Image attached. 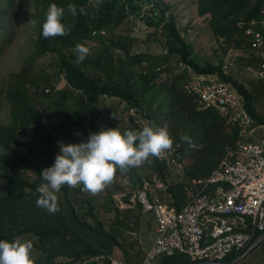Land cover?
<instances>
[{
	"label": "trees",
	"instance_id": "trees-1",
	"mask_svg": "<svg viewBox=\"0 0 264 264\" xmlns=\"http://www.w3.org/2000/svg\"><path fill=\"white\" fill-rule=\"evenodd\" d=\"M10 1L12 2V0ZM123 1L129 4L137 0ZM50 3L56 4L63 10L60 21L66 26L65 34L43 38L40 36L41 23ZM71 5H75L79 18L75 24L69 26L65 23L64 11ZM123 6L125 7V5ZM33 7L32 29L35 36L33 45L35 51L31 61L47 54H57L60 72L63 73L67 87L60 91H53L54 75L45 71L32 72L29 66L0 81V102L7 104L10 119V122L5 125L0 121V179L3 185L0 194V239L12 241L17 237L29 234L38 238V248L48 259L61 258L64 260V264H82L84 258L103 256L104 264H111L108 256L113 253L114 247L119 246L118 233H115L113 229L110 232L104 230L103 224L92 213L91 201H88L90 203L89 214L94 225L79 216L68 195L67 185H62L59 192L56 193L57 211L50 213L35 204L38 195L35 189L42 182L39 174L41 170L53 163L54 157L59 151L58 142L78 143L86 140L89 133L109 127L98 123L99 113L96 112L100 98H113L127 102L142 115L140 110H142L143 99L147 95H151L152 101L157 98L160 92H163L176 108L170 123H175L177 127V131L174 132L177 138H180V131L195 132L199 128L197 123H191L193 120L202 121L200 128L210 131H214V129L211 130L212 128L221 129L222 126H225V122L215 111L197 110V103L193 97L187 95L184 88V82L188 77L186 70H184L186 74L173 76L171 83H169L170 77L166 78L159 88H157L156 80L159 78L160 72L154 70V64L148 68L144 67L146 72L139 74L134 71L130 72L129 68L133 65L158 61L156 56L131 55L124 43H108L104 46L102 55L94 61L95 68L103 75V78H94L85 73L84 64H76L66 54L67 48H74L76 44H84L103 26L116 23L120 16L113 13H102L98 16L94 6L88 0H34ZM108 9L112 11L114 5H109ZM157 12L156 6L152 13L157 15ZM163 13L164 11H162ZM198 14L210 16L209 26L217 38H226V43L233 42L235 49L243 50L246 53V56L240 58L238 62L244 61L245 66L260 65L262 60L249 53L250 39L245 34V30L252 20H256L257 28L259 27L264 32V26L261 24L264 21V0H198ZM5 18L4 8L0 7V29L3 32L6 29L3 27ZM151 25L158 27L154 23ZM162 31L164 35L166 34L168 43L167 56H174L178 64L190 68L194 74H216L221 81L230 85L243 97L249 115L259 123L264 122V117L259 115L254 105L255 98L264 92V86L257 85L256 89L254 88V94H252L244 84L224 73L222 64L198 65L191 57L190 47L181 36L176 25V17L172 13L164 22ZM115 50L123 53V57H120L118 62L113 59ZM48 88L52 90L45 92ZM32 89L34 93H31ZM70 92L76 94L72 108L67 106L69 95H73ZM34 95L50 102V107L54 112L53 116L59 121L49 125L45 123L49 116V108L42 103L39 106L32 104L31 100ZM212 112L216 113L218 120L210 124L206 122V115ZM155 114L143 115L149 119L148 124L152 127L157 121ZM199 114L204 117H200ZM121 115L122 113L117 114V117L119 118ZM115 126L111 125L110 128H115ZM207 136L210 135L207 133ZM236 138L235 130L225 134L224 138L216 143L218 152H220L218 160L210 159L214 162L213 167L197 170L198 165L194 164L193 171L186 170L188 180L208 176L218 167L226 148L232 146ZM17 148H23L25 151L19 152ZM180 152L184 160L192 157V155L186 157L182 150ZM39 159H42V165L39 163ZM155 162L164 183V168L156 160ZM126 172L129 174L130 180H133L132 183L134 182L135 187L143 186V181L137 176L135 167L128 168ZM165 187L168 195L166 201L180 210L187 203L185 185L179 183ZM116 223L121 225L124 230H129L127 222L116 220ZM260 235L257 234L254 241ZM258 248H261L264 253V241L254 247L252 251H256ZM245 252L246 250L241 254H232L225 259L223 264L238 260ZM198 263L201 262H191L180 255L163 257L158 262V264Z\"/></svg>",
	"mask_w": 264,
	"mask_h": 264
},
{
	"label": "rangeland",
	"instance_id": "rangeland-1",
	"mask_svg": "<svg viewBox=\"0 0 264 264\" xmlns=\"http://www.w3.org/2000/svg\"><path fill=\"white\" fill-rule=\"evenodd\" d=\"M33 1L12 0L11 2L10 0H0V7L4 8V15L6 14L3 23V27L6 29L4 32L0 29V81L14 73H19L24 67L29 66L32 72L45 71L54 75L53 91H60L66 88L67 84L63 73L60 72L58 55L47 54L31 61L35 51L33 47L35 36L32 29ZM88 2L94 6L98 16L102 13H113L120 16L116 23L103 26L94 36L82 44L89 51L80 63L84 64L83 70L90 77L103 78V75L95 68L94 61L102 55L105 45L115 42L124 43L130 50L131 55L148 54L158 57L156 62L141 63L129 68L130 72L134 71L139 74L146 72L145 68L154 64V70L160 72L159 78L156 80L157 88L168 77H170L169 83H171V78L177 74L182 75V73H185L184 70L187 71L188 75L189 73L194 74L190 68L183 64H178L174 56H167L168 43L166 42V34L164 35L162 31V26H164L169 14L172 13L176 17V25L181 36L190 47L191 57L198 65H227V75L233 76L239 83L244 84L252 94H254V88L257 85L264 86V79L257 75L260 70L259 66H245L242 60L238 62L240 58L246 56V53L243 50L235 49L233 42L226 43V38H217L213 34L209 26L210 16H200L198 14V0H137L129 4L123 0H88ZM111 4L114 5L113 12L108 9ZM156 6L158 12L157 15H154L152 11ZM162 11H164L163 14ZM153 23L157 24L158 27L152 26L151 24ZM66 50V54L75 62L73 48H67ZM120 57H123V53L115 50L113 53L114 61L118 62ZM31 93H34L33 89ZM70 94L73 95H69L67 106L72 108L76 94L72 92ZM150 97L151 95H147L141 102L143 103L142 110L138 108L142 115L137 113V109L127 104V102H121L113 98H100L96 112L97 114L99 113L98 123L109 127L116 125L115 128L118 127L121 132L124 130H139L142 126L148 124L149 121L143 115L156 113L157 121L154 128H166L171 138V145L178 146L186 157L190 155L192 157L183 159L181 167L167 168L163 166L164 183L152 156H149L147 160L135 167L137 169L136 174L143 182L151 181L154 185L163 184L167 187L179 183L186 185L189 181L186 170L189 172L193 171L195 168L194 164L198 165L197 170L213 167L214 162L210 159L214 158V161H217L220 155L216 143L224 138L225 134H229L231 129L225 125L221 129L212 128L211 130L214 129V131L204 130L200 128L202 121L192 119L193 122L191 123H197L199 128H195V132L180 131V138H177L174 133L177 131V127L175 123H170L173 120L172 117L176 108L163 92H160L157 98L152 101ZM31 103L37 106L42 103L49 108V116L45 120L47 125L59 121L58 118L53 116L54 112L50 107L49 101L34 95ZM254 105L259 115L264 117V92L255 98ZM121 113V117L119 116L118 118L117 114ZM199 115L204 117L201 114ZM206 116L207 123L211 124L218 120L215 112ZM0 121L4 125L10 122L8 106L5 102H0ZM207 133L210 136H207ZM17 150L19 152L25 151L23 148H17ZM38 161L42 165V159ZM127 180H130L129 174L126 171L117 169L114 171L113 179L103 187L104 189L102 188L92 193L82 191L80 185L68 186V195L82 219L94 225V221L89 214L90 203L88 201H91L93 205L92 213L103 224L104 230L110 232L113 229L115 233H118L117 241L119 246L113 248V253L109 254V258L119 262H138L143 257L145 248L147 246L149 248L153 242L155 223L150 216L143 214L138 207L127 209L120 207L119 200L122 195L130 193V190L125 188ZM2 188L3 185L0 179V194L2 193ZM160 192L166 193V190H160ZM116 220L118 222H127L129 230H124L121 225L116 223ZM131 220L134 224L133 227L129 222ZM16 239L31 241L32 249L30 255L33 264H64V260L61 258L48 259L38 248V238L27 234ZM263 254L262 249L258 248L238 262L229 264H263ZM92 263L96 264L95 261Z\"/></svg>",
	"mask_w": 264,
	"mask_h": 264
},
{
	"label": "built area",
	"instance_id": "built-area-1",
	"mask_svg": "<svg viewBox=\"0 0 264 264\" xmlns=\"http://www.w3.org/2000/svg\"><path fill=\"white\" fill-rule=\"evenodd\" d=\"M257 25L252 20L245 34L250 39L249 53L262 60L257 75L264 79V32ZM227 68L223 66L226 74ZM184 88L198 111H215L237 132V138L208 176L187 182V203L180 210L160 192L166 190L163 184L145 181L137 188L127 180L125 188L130 193L122 195L120 207H139L150 216L155 223L154 239L138 262L108 257L111 264H158L161 258L176 255L191 262L223 264L232 254L246 250L242 258L261 243L257 244L264 234V122L253 119L243 97L216 74L189 73ZM152 157L167 168L183 163L175 145ZM130 224L133 227L132 220ZM257 234L261 235L254 241ZM103 260V256L84 258L83 264H104Z\"/></svg>",
	"mask_w": 264,
	"mask_h": 264
},
{
	"label": "clouds",
	"instance_id": "clouds-1",
	"mask_svg": "<svg viewBox=\"0 0 264 264\" xmlns=\"http://www.w3.org/2000/svg\"><path fill=\"white\" fill-rule=\"evenodd\" d=\"M62 9L50 3L44 13L40 36L49 38L65 34V24L60 18ZM88 48L76 44L73 48L75 63H80L88 54ZM171 145L166 128H154L145 124L139 130L120 131L118 127H104L89 133L79 143L58 142L59 151L53 163L41 170V183L36 187L37 207L48 212L58 210L57 195L62 185L81 186L82 191L95 193L105 187L114 176V171H126L137 167L149 156H158ZM30 240L0 239V264H33Z\"/></svg>",
	"mask_w": 264,
	"mask_h": 264
},
{
	"label": "water",
	"instance_id": "water-1",
	"mask_svg": "<svg viewBox=\"0 0 264 264\" xmlns=\"http://www.w3.org/2000/svg\"><path fill=\"white\" fill-rule=\"evenodd\" d=\"M78 13L76 10L75 5H71L69 6L65 11H64V20L65 23L69 26L75 24L78 21ZM264 241V234L262 235V237L259 239V241L257 242V244H259V242H263ZM254 249V248H253ZM252 249V250H253ZM243 258V257H242ZM242 258H239L238 260L234 261L233 263L238 262L239 260H241ZM198 264H213V263H208V262H204V263H198Z\"/></svg>",
	"mask_w": 264,
	"mask_h": 264
},
{
	"label": "crops",
	"instance_id": "crops-1",
	"mask_svg": "<svg viewBox=\"0 0 264 264\" xmlns=\"http://www.w3.org/2000/svg\"><path fill=\"white\" fill-rule=\"evenodd\" d=\"M148 249H149V248H148V246H147V247L145 248V250H144V254H145V252H146ZM144 254H143V255H144Z\"/></svg>",
	"mask_w": 264,
	"mask_h": 264
}]
</instances>
